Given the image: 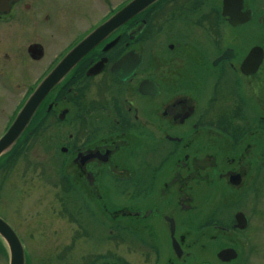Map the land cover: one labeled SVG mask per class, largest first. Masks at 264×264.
Masks as SVG:
<instances>
[{"label":"flooded vegetation","instance_id":"obj_1","mask_svg":"<svg viewBox=\"0 0 264 264\" xmlns=\"http://www.w3.org/2000/svg\"><path fill=\"white\" fill-rule=\"evenodd\" d=\"M6 1L0 6V77H6L0 89L25 87L24 99L129 0L108 13L107 0ZM18 34L29 41L20 68L14 65L23 57H14ZM56 38L66 46L54 53L48 40ZM35 63L39 77L30 81ZM44 110L50 115L38 118L43 129L53 123L75 129L60 136L63 170H73L64 185L95 190L100 172L107 173V187L120 188L115 207L107 205L104 214L111 234L130 236L128 250L140 259V250L152 253L150 264H188L198 248L193 240L202 241L209 230L243 232L237 214L250 221L244 204L264 184V0L159 1L89 52L46 97ZM224 214L230 225L214 222ZM72 219L76 234L87 232L78 215ZM10 224L28 264L25 240ZM3 247L0 239L9 260ZM107 252L104 264H134Z\"/></svg>","mask_w":264,"mask_h":264},{"label":"rangeland","instance_id":"obj_2","mask_svg":"<svg viewBox=\"0 0 264 264\" xmlns=\"http://www.w3.org/2000/svg\"><path fill=\"white\" fill-rule=\"evenodd\" d=\"M124 1L107 0V13ZM100 12L104 13L103 10ZM92 14L96 15V11ZM78 17L79 24H82L83 16L80 12L75 16ZM25 42L18 34L13 43L14 57L23 55L14 63L17 68L25 65L24 47H27L29 41ZM65 43V39L56 38L54 41L48 40V47L56 53L66 46ZM36 68V63L30 67V81L39 77ZM5 79L0 77V84L5 85ZM25 90V87L16 88L8 93L0 89V137L6 132L8 122L20 105ZM9 94L11 97H8ZM72 114H75V110ZM61 132H75V129L72 126L59 129L54 123L47 128L42 127L23 148L24 152L12 159L13 163L0 168V214L17 227L25 240L32 264H85L87 259V264L90 259H94L97 264H104L107 262L108 249L111 255L128 257L134 264H150L152 253L142 249L140 259L126 246L130 236H115L108 230L104 214H107V205L111 210L115 207L112 197L120 195V188L107 187V173L100 172L104 182L101 178L95 190L83 185L77 189L64 185V177L73 174V170H63L64 158L60 156L63 141ZM255 188L254 197L248 199L250 205L244 204L251 217L249 228L238 237L223 234L219 230H216L217 233L209 230L202 241L193 240L192 247L201 248L205 245V248H196L188 264H264V184H258ZM93 196L102 198L94 201ZM75 215L85 222L88 227L86 233H75L72 223ZM213 220L222 225H230L231 222L225 218V214ZM226 243L240 249L242 254L239 260L232 263L217 261V253ZM4 256L0 253V264H9Z\"/></svg>","mask_w":264,"mask_h":264},{"label":"water","instance_id":"obj_3","mask_svg":"<svg viewBox=\"0 0 264 264\" xmlns=\"http://www.w3.org/2000/svg\"><path fill=\"white\" fill-rule=\"evenodd\" d=\"M161 0H131L120 10L115 12L104 23L90 32L83 40L73 47L60 62L36 86L22 108L18 111L6 133L0 138V158L9 154L23 134L29 128L40 106L48 94L71 72V70L105 38L129 22L135 16L145 12ZM8 4L0 0V6ZM115 42L109 45L110 48ZM33 51L32 48L30 50ZM36 54H42L36 51ZM36 55H33L35 57ZM134 57H132V61ZM248 61H246L247 63ZM137 60L134 66H137ZM237 226L245 229L249 226L247 216L241 212L237 214ZM0 236L5 240L10 252V264H27V254L23 242L16 231L0 217ZM176 246V245H175ZM239 253L234 248H225L219 253L222 261L229 262L237 259ZM212 264V263H209Z\"/></svg>","mask_w":264,"mask_h":264},{"label":"trees","instance_id":"obj_4","mask_svg":"<svg viewBox=\"0 0 264 264\" xmlns=\"http://www.w3.org/2000/svg\"><path fill=\"white\" fill-rule=\"evenodd\" d=\"M34 128H35V124L34 125H32V127L28 130V132H27V135H26V138L28 139L29 137H30V133H32L33 131H34ZM22 145H19L18 147H17V149L10 155V156H8V158H6L5 159V161H3L2 162V165L1 166H4V165H7L8 164V162L13 158H17L19 155H20V153H21V149H22Z\"/></svg>","mask_w":264,"mask_h":264}]
</instances>
